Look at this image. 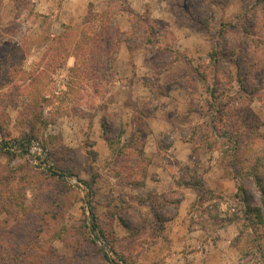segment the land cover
Listing matches in <instances>:
<instances>
[{
  "label": "rangeland",
  "instance_id": "obj_1",
  "mask_svg": "<svg viewBox=\"0 0 264 264\" xmlns=\"http://www.w3.org/2000/svg\"><path fill=\"white\" fill-rule=\"evenodd\" d=\"M254 178L264 0H0V264H264Z\"/></svg>",
  "mask_w": 264,
  "mask_h": 264
},
{
  "label": "trees",
  "instance_id": "obj_2",
  "mask_svg": "<svg viewBox=\"0 0 264 264\" xmlns=\"http://www.w3.org/2000/svg\"><path fill=\"white\" fill-rule=\"evenodd\" d=\"M89 35L86 38V41L83 45H81V47L79 48V52H77L76 56H75V65L72 68L71 71H73L75 73V76H78L80 79L82 80H88L91 79L90 77H93L92 75L97 72L95 70V68H97V65L99 64V60H95L96 59V54L94 52L95 48L94 46H96V42L99 39H103V37H101L100 35H95V28L91 27L89 28ZM223 26H222V30L223 31ZM243 30L245 31L246 34H248V31L246 30L245 27H243ZM105 41V40H104ZM217 55H218V50L216 47H212L211 50V56H210V60L213 61L214 63L218 62L217 60ZM240 69V66H239ZM242 85V84H241ZM6 146V143L3 144V147ZM255 179V183L258 186V190L261 194L262 197V204L264 206V188L260 182V180ZM91 217L92 219H95V216L93 214V212L91 211ZM258 215L261 217V214L259 213L258 210ZM260 214V215H259ZM91 228L92 231L95 233L98 230L97 225L93 222V220L91 221ZM1 263V262H0Z\"/></svg>",
  "mask_w": 264,
  "mask_h": 264
}]
</instances>
